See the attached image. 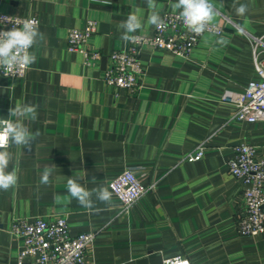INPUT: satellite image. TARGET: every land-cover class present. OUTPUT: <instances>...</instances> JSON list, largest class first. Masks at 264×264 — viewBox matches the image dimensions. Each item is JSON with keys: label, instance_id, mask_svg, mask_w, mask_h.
I'll list each match as a JSON object with an SVG mask.
<instances>
[{"label": "crops", "instance_id": "crops-1", "mask_svg": "<svg viewBox=\"0 0 264 264\" xmlns=\"http://www.w3.org/2000/svg\"><path fill=\"white\" fill-rule=\"evenodd\" d=\"M174 2L156 0L160 15L179 13ZM213 3L220 15L212 23L223 33L201 35L187 58L143 46L141 86L130 92L102 76L111 52L128 48L119 25L130 12L145 20L136 34H152L147 0H0V13L32 15L43 33L24 78L0 75V117L17 102L38 105L30 128L39 131L31 149L10 148L9 170L17 168L19 180L0 190V264H31L18 262L13 219L57 216L66 217L72 236L94 234L86 264H163L176 256L190 264H264V232L237 233L244 185L227 168L240 143L264 156V121L238 120L236 107L221 100L225 90L243 91L258 79L251 37L264 41V0ZM239 4L248 5L244 16L235 11ZM89 20L95 31L87 48L100 55L93 66L66 50L67 30ZM220 37L227 46L217 43ZM201 144L202 157L186 161ZM54 164L50 182L41 184ZM125 168H142V184L150 186L127 212L115 195L89 210L67 191L75 172L91 190L108 187Z\"/></svg>", "mask_w": 264, "mask_h": 264}, {"label": "built area", "instance_id": "built-area-1", "mask_svg": "<svg viewBox=\"0 0 264 264\" xmlns=\"http://www.w3.org/2000/svg\"><path fill=\"white\" fill-rule=\"evenodd\" d=\"M164 24L159 29L154 27L152 34H135L136 40L128 42L126 50L113 51L103 72L105 84L122 88L130 92L140 86L143 69L140 64V51L143 46L169 51L177 56L187 58L201 35L188 31L179 13L164 11L161 14ZM25 20L38 19L32 15L14 16L0 13V31L10 30ZM95 31L91 20L83 28H69L66 36V50L80 52L86 66H93L99 59L98 52L87 48V40ZM224 27L211 23L208 31L220 36ZM253 61L257 80L247 83L243 91L225 90L221 100L236 107L234 117L238 120L254 122L264 121V41L251 37ZM29 67H21L7 74L8 77L24 78ZM0 75L5 76L2 71ZM204 146L199 145L185 156L192 162L199 160ZM229 173L244 185V214L237 225L240 236H255L264 232V156L256 157V148L247 143L233 147V155L227 161ZM142 168H125L108 182L109 191L121 202L122 211L127 212L130 206L147 190L142 184ZM151 187H153L151 185ZM9 233L20 241L17 254L18 262L29 258L31 264H86L85 253L92 243V232H81L70 235L68 221L64 216L54 218L37 217L31 220L15 218L11 221ZM163 264H190L179 256L166 259Z\"/></svg>", "mask_w": 264, "mask_h": 264}, {"label": "clouds", "instance_id": "clouds-1", "mask_svg": "<svg viewBox=\"0 0 264 264\" xmlns=\"http://www.w3.org/2000/svg\"><path fill=\"white\" fill-rule=\"evenodd\" d=\"M150 14L146 23L157 29L164 24L160 15L156 0H147ZM173 9H179L185 28L197 35L208 31L209 25L220 15L213 0H175L170 5ZM237 15L244 16L248 11L247 4H239L235 8ZM143 14L134 10L121 22L119 27L123 29L121 39L128 42L136 40V33L144 27ZM242 31V29H241ZM43 39L35 20H25L22 24L13 26L10 30L0 31V71L5 76L15 69L27 67L33 64L37 57L31 51L39 40ZM218 44L227 46L229 41L224 37L217 40ZM38 105L24 102L15 103L9 109L7 117H0V190H8L14 187L19 180L18 169L9 165L14 160V153L10 148L14 145L31 149L32 143L39 136V131L33 132L30 123L38 119ZM55 165L45 167L42 172L40 183L48 184L50 177L55 171ZM83 177L75 172L67 181V191L80 205L89 210L95 209V201L107 204L111 201L112 192L106 186L88 189L82 183Z\"/></svg>", "mask_w": 264, "mask_h": 264}]
</instances>
